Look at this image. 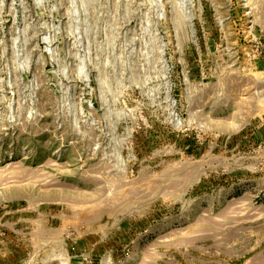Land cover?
Wrapping results in <instances>:
<instances>
[{
  "label": "rangeland",
  "instance_id": "rangeland-1",
  "mask_svg": "<svg viewBox=\"0 0 264 264\" xmlns=\"http://www.w3.org/2000/svg\"><path fill=\"white\" fill-rule=\"evenodd\" d=\"M0 264H264V0H0Z\"/></svg>",
  "mask_w": 264,
  "mask_h": 264
}]
</instances>
